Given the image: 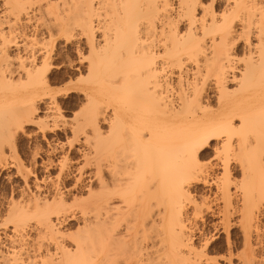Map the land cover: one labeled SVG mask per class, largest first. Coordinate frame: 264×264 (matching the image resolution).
<instances>
[{
    "label": "bare ground",
    "instance_id": "obj_1",
    "mask_svg": "<svg viewBox=\"0 0 264 264\" xmlns=\"http://www.w3.org/2000/svg\"><path fill=\"white\" fill-rule=\"evenodd\" d=\"M0 264H264V0H0Z\"/></svg>",
    "mask_w": 264,
    "mask_h": 264
},
{
    "label": "rangeland",
    "instance_id": "obj_2",
    "mask_svg": "<svg viewBox=\"0 0 264 264\" xmlns=\"http://www.w3.org/2000/svg\"><path fill=\"white\" fill-rule=\"evenodd\" d=\"M63 85H64V86H63ZM58 86H59V87H58ZM58 86H57L58 88L56 87V89L61 90V89H63V88L65 87V84L62 83V84H60V85H58ZM76 110H77V109H75V110H71V111H70V110H68V111L65 110V112L62 111V115H63V116L61 117L60 120H62L63 118H64L63 120H66V119L68 120V119L70 118V116H71L70 114L73 113V112H76ZM72 111H73V112H72ZM63 113H64V114H63ZM63 120H62V121H63ZM42 144H43V145H42ZM42 144H41V146H44V143H42ZM30 146H31V145H27L26 143H23V144L20 145V148H21V149L19 148L20 151L18 150V154H17V155L19 156L20 159H23V158H24V160L27 159L26 161H28V160L30 159V157H31L30 155H32V152H33V147H32V146L30 147ZM31 150H32V151H31ZM210 154H212V153H210V151H209L208 154H206L208 157L205 155V158L202 160L203 163H205V164H206V163H207V164H209V163L212 164V163H213L212 155H210ZM202 161H201V162H202ZM217 172H218V171L215 170L213 173H217ZM198 197H199V196H198ZM206 218H207V219H206ZM205 220H206V222H208L207 224L210 225V223L213 222L214 219L211 218V217H209V216H205ZM235 237H236V236H235ZM237 237H238V236H237ZM237 237H236V238H237ZM236 242L238 243L239 240L237 239Z\"/></svg>",
    "mask_w": 264,
    "mask_h": 264
}]
</instances>
